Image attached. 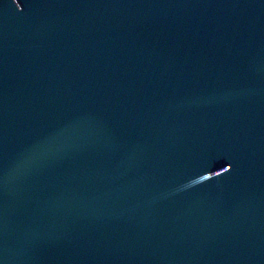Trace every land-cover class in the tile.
Segmentation results:
<instances>
[{
  "label": "water",
  "instance_id": "water-1",
  "mask_svg": "<svg viewBox=\"0 0 264 264\" xmlns=\"http://www.w3.org/2000/svg\"><path fill=\"white\" fill-rule=\"evenodd\" d=\"M0 264H264V0H0Z\"/></svg>",
  "mask_w": 264,
  "mask_h": 264
},
{
  "label": "snow or ice",
  "instance_id": "snow-or-ice-1",
  "mask_svg": "<svg viewBox=\"0 0 264 264\" xmlns=\"http://www.w3.org/2000/svg\"><path fill=\"white\" fill-rule=\"evenodd\" d=\"M45 144H46V142H43V141L38 143L37 145H35L33 147V151H39L41 148H43L45 146Z\"/></svg>",
  "mask_w": 264,
  "mask_h": 264
}]
</instances>
